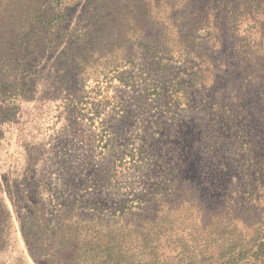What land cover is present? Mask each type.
<instances>
[{
	"label": "rangeland",
	"instance_id": "obj_1",
	"mask_svg": "<svg viewBox=\"0 0 264 264\" xmlns=\"http://www.w3.org/2000/svg\"><path fill=\"white\" fill-rule=\"evenodd\" d=\"M93 1L0 0V264H264V0Z\"/></svg>",
	"mask_w": 264,
	"mask_h": 264
},
{
	"label": "trees",
	"instance_id": "obj_2",
	"mask_svg": "<svg viewBox=\"0 0 264 264\" xmlns=\"http://www.w3.org/2000/svg\"><path fill=\"white\" fill-rule=\"evenodd\" d=\"M103 1H105V2H107V4L106 5H104L103 3H99V2H101L100 0H96V1H93L92 3H91V7L92 8H95V15H97V17H98V19H99V21H103V22H105L106 20H101L102 19V14L101 13H106V12H109L111 9H112V6H113V0H103ZM125 2H126V4H124V6L126 7V9H131V8H133V7H136L135 5H133L134 4V2H136V0H125ZM146 2V5H147V7H150V8H152V5H153V3L155 4L154 5V8L155 9H157V7H159V9H160V12H163V10H165V7H166V5L168 4L167 3V0H146L145 1ZM112 5V6H111ZM103 7H107V10H106V12L105 11H103V10H101V9H103ZM127 11V10H126ZM125 11V12H126ZM131 13V12H130ZM127 14H129V13H127ZM132 14V13H131ZM131 19H134L133 17L131 18ZM130 19V20H131ZM114 20H115V18H114ZM116 23H112V26L109 28V26L107 27V31L109 32V33H111L112 32V29L114 28V29H118V27L119 26H117V25H115ZM133 26H134V23H133ZM35 32L36 33H38L39 32V30H35ZM119 39H121V38H119ZM118 39V40H119Z\"/></svg>",
	"mask_w": 264,
	"mask_h": 264
}]
</instances>
